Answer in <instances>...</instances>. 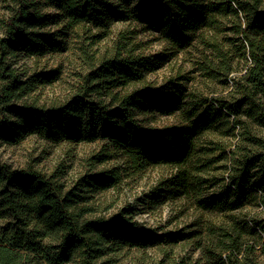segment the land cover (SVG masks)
<instances>
[{"label":"trees","instance_id":"1","mask_svg":"<svg viewBox=\"0 0 264 264\" xmlns=\"http://www.w3.org/2000/svg\"><path fill=\"white\" fill-rule=\"evenodd\" d=\"M14 12L3 23L0 38V142L15 143L28 134L58 142L108 141L122 151L133 170L148 165H168L176 170L170 186L180 195H189L198 183V164L209 159L210 151L196 138L210 130L239 129L241 141L233 150L219 144L220 155L228 160L227 184L221 178V192L205 201L206 209L234 210L253 191L264 193V6L262 0H14ZM51 8L45 14L41 8ZM241 15V18L239 17ZM138 22L146 30L159 32L175 47H184L199 38L209 54L199 55V70L211 80L226 78L236 69L230 56L241 53L244 75L233 79L234 89L226 96L186 108L188 123L165 129L142 128L129 109L154 101L166 105L167 93L141 89L120 94L142 78L151 66L149 57L122 55L118 49L101 57L83 84L65 102L44 107L17 104L27 83L12 68L18 51L36 57L62 51L57 35L45 28L64 22L75 26ZM220 19H231V36L199 34ZM197 34V36H196ZM196 36V37H195ZM237 80V81H235ZM174 89H177L175 86ZM108 96L106 103L102 96ZM203 107V108H200ZM247 120L242 121L241 116ZM233 117V119H230ZM204 159V160H206ZM201 169V168H200ZM90 182L98 190L120 180L115 171L93 174ZM256 199V196H255ZM83 198L73 192L61 194L57 186L33 170H10L0 164V264H30V256L42 264H99L118 247L146 248L175 243L167 234L156 235L131 219L129 209L109 218L84 219L87 210L76 205ZM263 229V228H262ZM219 246L225 260L220 264H260L250 228H220ZM252 240H245V236ZM168 264H191L178 258ZM195 264V263H193Z\"/></svg>","mask_w":264,"mask_h":264},{"label":"rangeland","instance_id":"2","mask_svg":"<svg viewBox=\"0 0 264 264\" xmlns=\"http://www.w3.org/2000/svg\"><path fill=\"white\" fill-rule=\"evenodd\" d=\"M264 6V0H262ZM14 0H0V38L4 35L3 23L14 12ZM45 14H54L51 8H41ZM241 18V15H239ZM231 19H220L212 27L202 28L197 34L216 35L219 39L231 36ZM45 30L57 35L62 51L47 52L30 57L21 51L11 59L12 68L22 82L27 83L17 104L51 107L65 103L83 84L84 79L98 64L118 49L122 55L149 57L151 66L142 71L140 81L114 91L132 93L149 88L166 95L165 107L158 108L154 101L138 103L129 109L142 128L162 130L188 124L182 112L193 105L226 96L231 90L239 97L233 79L244 75L241 53L230 56L237 72L226 78L211 80L199 70V54H209L206 45L196 38L189 45L175 47L163 39L159 32L146 30L138 22L67 25L62 21L50 23ZM196 34V36H197ZM195 36V37H196ZM235 80V81H237ZM177 89H174V87ZM106 103L109 97L102 96ZM203 108V107H200ZM241 120H247L245 116ZM233 119V117H230ZM258 127L264 138V125ZM196 148L210 151L209 159L198 164V183L189 195H180L170 180H176V170L168 165H148L133 170L120 150L102 139L93 142H53L35 134L23 136L15 143L0 142V164L10 170H33L51 181L60 193L73 192L83 198L76 206L87 210L84 219L109 218L129 209V217L156 235L167 234L175 243H162L146 248L118 247L98 261L99 264H168L183 258L187 263L220 264V228H250L258 235L253 237L260 264H264V193L253 191L234 210H214L204 207L205 201L219 194L221 178L227 184L228 160L221 157L218 145L233 150L241 141L238 127L210 130L197 136ZM201 168V169H200ZM115 171L120 180L112 187L96 189L89 176ZM256 196V199H255ZM263 228V229H262ZM245 240H252L249 236ZM30 264H42L30 256ZM78 264V263H77Z\"/></svg>","mask_w":264,"mask_h":264}]
</instances>
